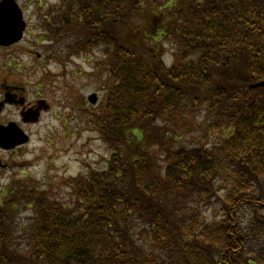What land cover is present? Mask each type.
Segmentation results:
<instances>
[{
  "label": "trees",
  "instance_id": "trees-1",
  "mask_svg": "<svg viewBox=\"0 0 264 264\" xmlns=\"http://www.w3.org/2000/svg\"><path fill=\"white\" fill-rule=\"evenodd\" d=\"M58 2L47 36L71 27V49L105 46L115 82L93 115L119 151L69 181L68 203L32 179L9 186L0 264H264V85L250 86L264 79V0ZM203 104L206 128L227 134L171 149L157 117L186 125ZM151 146L166 151L163 172Z\"/></svg>",
  "mask_w": 264,
  "mask_h": 264
},
{
  "label": "rangeland",
  "instance_id": "rangeland-1",
  "mask_svg": "<svg viewBox=\"0 0 264 264\" xmlns=\"http://www.w3.org/2000/svg\"><path fill=\"white\" fill-rule=\"evenodd\" d=\"M17 1L23 8L24 18H28V30L23 41L12 47L14 51L11 50V66L1 63V78H6L7 71H11L16 83L24 87L23 94L27 100L43 99L48 106L41 111L36 122L29 123L27 131L30 133V140L18 147L14 166L10 170L0 171V195L3 192L1 186L5 184L8 176L17 182L22 178H32L38 189H45L50 198L68 203L73 189L69 188V180L66 181L65 178L82 175L91 168L103 169L112 157L114 147L112 148L111 142H107L93 121V113L99 111V105L91 107L82 100L92 91L97 92L99 99H103L109 84L115 81L106 72L107 54L104 53V45L89 46L87 49L91 51L85 52L68 47L77 38V34L71 37L68 35L71 27L56 33V39L50 48L58 51L57 53L46 54L43 48L50 46V43L41 41V45H37L34 38L35 25L48 18L51 7L59 0ZM137 14L133 19L128 18L129 23L132 21L135 25L144 22L146 13L140 10ZM51 15L52 13L50 17ZM107 22H115L123 32L126 31V21L122 24L109 19ZM81 35L82 33L79 37ZM162 46L164 61L167 64L173 62L174 48ZM4 51L8 52L5 49ZM0 57L4 60L9 56L0 52ZM205 112L206 105L203 104L192 112L186 125L182 126L177 124L175 111L172 112V120L162 115L157 117L156 123L161 126L160 129L165 128L163 130H168L167 134L175 136L174 141L170 142L171 149L180 144L209 147L227 134L230 127L207 129ZM148 150L151 155H155L163 172L166 151L158 146H151ZM17 210L21 216L30 214V209L22 204ZM16 219L17 217L14 222Z\"/></svg>",
  "mask_w": 264,
  "mask_h": 264
},
{
  "label": "flooded vegetation",
  "instance_id": "flooded-vegetation-1",
  "mask_svg": "<svg viewBox=\"0 0 264 264\" xmlns=\"http://www.w3.org/2000/svg\"><path fill=\"white\" fill-rule=\"evenodd\" d=\"M10 46H2L0 45V52L2 49L8 48ZM2 63V59L0 57V65ZM7 66H10V60H7ZM24 87L19 86L15 78H12V72L7 71L6 78L2 79L0 74V101L3 103L0 105V124H6L10 120H18L21 115L28 116L29 118H35V116L31 117L28 114H34L37 112V108L39 110V114L41 109H43L46 104L44 101H29L24 96ZM39 116V115H38ZM38 119V118H37ZM17 147L4 149L0 146V159L5 165V167L10 166L12 162V158L16 155ZM4 167V166H3ZM0 166V169L3 168Z\"/></svg>",
  "mask_w": 264,
  "mask_h": 264
},
{
  "label": "water",
  "instance_id": "water-1",
  "mask_svg": "<svg viewBox=\"0 0 264 264\" xmlns=\"http://www.w3.org/2000/svg\"><path fill=\"white\" fill-rule=\"evenodd\" d=\"M25 22L22 18V11L15 0H0V44H9L20 39ZM252 86L264 85V80L257 81ZM88 99L96 101V94L90 93ZM28 136L21 129H14L12 133L6 135L3 143L10 147L16 143L26 141Z\"/></svg>",
  "mask_w": 264,
  "mask_h": 264
}]
</instances>
